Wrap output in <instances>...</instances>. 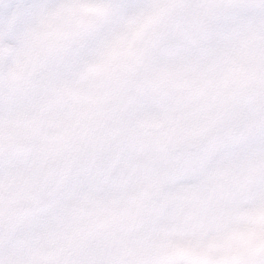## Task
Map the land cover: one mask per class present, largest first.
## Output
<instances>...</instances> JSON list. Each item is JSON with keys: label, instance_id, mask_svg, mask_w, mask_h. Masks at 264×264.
I'll list each match as a JSON object with an SVG mask.
<instances>
[{"label": "clouds", "instance_id": "1", "mask_svg": "<svg viewBox=\"0 0 264 264\" xmlns=\"http://www.w3.org/2000/svg\"><path fill=\"white\" fill-rule=\"evenodd\" d=\"M0 264H264V0H0Z\"/></svg>", "mask_w": 264, "mask_h": 264}]
</instances>
